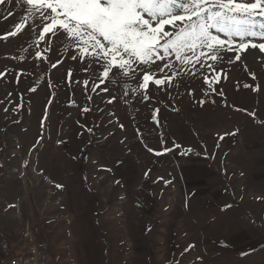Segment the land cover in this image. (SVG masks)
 Returning <instances> with one entry per match:
<instances>
[{
  "label": "rangeland",
  "instance_id": "374dc122",
  "mask_svg": "<svg viewBox=\"0 0 264 264\" xmlns=\"http://www.w3.org/2000/svg\"><path fill=\"white\" fill-rule=\"evenodd\" d=\"M25 14L0 5V218L26 219L9 233L56 264H264V52L207 61L215 92L199 64L146 93L140 72L93 91L96 68L59 38L36 60L39 24L8 35Z\"/></svg>",
  "mask_w": 264,
  "mask_h": 264
},
{
  "label": "snow or ice",
  "instance_id": "6c2138e0",
  "mask_svg": "<svg viewBox=\"0 0 264 264\" xmlns=\"http://www.w3.org/2000/svg\"><path fill=\"white\" fill-rule=\"evenodd\" d=\"M12 3L13 0H0V5ZM15 3L21 6V0H15ZM23 6L26 14L8 35L20 33L26 24L29 31H35L39 24L42 30L34 41L35 45L45 41V34L51 33V36L43 50L36 48V60L47 61L53 39L59 38L60 46L72 51V60L79 57L85 63V73L90 66L96 68L92 73L95 77L93 91L105 83L110 73L111 81H117L131 79L140 72L143 76L139 87L146 93L150 81L157 86L171 85L174 78L187 71V65L195 68L199 64L201 68H207L204 82L215 92L212 83L220 82L223 70L218 71L215 63L207 61L224 62L227 53H239L249 45L264 52V42H251L257 38L264 41V0H23ZM12 14L9 9L8 15ZM165 26H169L168 31ZM239 59L238 54L228 56L227 63ZM157 60L166 62L158 65ZM57 63L52 66L55 68ZM152 67L164 73V78L154 79L155 72L150 71ZM166 69L171 76L167 75ZM191 74L195 75V72ZM83 84L87 88L89 80L85 79ZM244 87L250 86L245 84ZM101 90L108 91L107 88ZM124 94L127 96V89ZM144 98L147 99V95ZM114 99L108 102L112 103ZM199 103L203 105L204 101ZM191 151L188 148L181 154Z\"/></svg>",
  "mask_w": 264,
  "mask_h": 264
},
{
  "label": "built area",
  "instance_id": "2783aa9c",
  "mask_svg": "<svg viewBox=\"0 0 264 264\" xmlns=\"http://www.w3.org/2000/svg\"><path fill=\"white\" fill-rule=\"evenodd\" d=\"M26 248L19 250L7 237L0 240V264H51L49 254L41 248L34 232L26 234Z\"/></svg>",
  "mask_w": 264,
  "mask_h": 264
},
{
  "label": "crops",
  "instance_id": "0c3cea01",
  "mask_svg": "<svg viewBox=\"0 0 264 264\" xmlns=\"http://www.w3.org/2000/svg\"><path fill=\"white\" fill-rule=\"evenodd\" d=\"M10 213H7L8 215L6 214V217H4V218H0V240L2 237H7L17 247V249L25 250L26 244H27L26 243V234L29 232V230L25 229V230H23L22 235H19V233L14 234L15 232L9 233L10 232L9 228H14V227H17V225H21V224H22L21 226H23L24 224H26V221H25L26 219H24V217H22V216H21V218H17V217L15 218V217L11 216ZM27 219L29 220V218H27ZM39 244H40V241H39ZM84 250H88V249H81L79 251H76L75 256H76V254H79V253L81 254L83 252L88 253V251H84ZM49 257H51V256H49ZM78 258H80V257L78 256ZM50 261H51V264H56V263H54L53 258H50ZM87 263H88V261H87ZM87 263H85V264H87Z\"/></svg>",
  "mask_w": 264,
  "mask_h": 264
}]
</instances>
